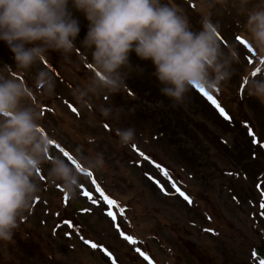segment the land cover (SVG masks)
<instances>
[{"label":"rangeland","instance_id":"1","mask_svg":"<svg viewBox=\"0 0 264 264\" xmlns=\"http://www.w3.org/2000/svg\"><path fill=\"white\" fill-rule=\"evenodd\" d=\"M162 3L181 10L194 30L210 17L220 25L222 42L237 48L236 74L210 94L230 119L199 90L190 93L186 104L172 106L159 91L151 62L139 61L134 53L132 62L143 72L134 73L127 89L107 102L125 109L120 120L79 111L71 89L91 73L90 51L80 42L88 22L79 12L74 15L81 32L68 59L49 52L45 62L21 71L0 42V65L12 66L43 113L41 123L54 139L51 154L79 147L105 158L104 167L86 173L67 203L60 183L48 181L45 165L40 191L13 239L0 241V264H112L113 259L116 264H261L252 249L264 237V104L249 97L245 87L242 92L241 82L253 68L264 67V60L257 65L244 30L247 12L264 7V0H247L243 11L240 0ZM38 71L53 76L51 94L36 86ZM128 127L136 130V139L121 145L115 130Z\"/></svg>","mask_w":264,"mask_h":264},{"label":"clouds","instance_id":"2","mask_svg":"<svg viewBox=\"0 0 264 264\" xmlns=\"http://www.w3.org/2000/svg\"><path fill=\"white\" fill-rule=\"evenodd\" d=\"M246 4L240 0L241 11ZM74 11L88 22L80 42L90 51L91 73L71 89V96L77 109L92 117L98 112L105 121L120 120L125 109L107 102L127 89L134 73L143 72L133 64V53L139 61L151 62L159 91L172 106L186 104L194 90L213 94L236 74L240 56L234 45L222 42L219 23L205 16L194 30L181 10L162 0H0V42L18 70L45 62L49 52L69 58L81 32ZM244 30L259 65L264 60V7L247 12ZM11 67L0 65V241L5 242L13 239L36 199L45 165L48 181L59 182L70 199L76 197L86 173L105 165L102 153L85 154L79 147L51 154L54 139L41 123L43 113L31 101L32 90ZM254 70L246 77L245 90L264 104V67L256 76ZM35 83L48 94L56 87L47 71H38ZM115 135L121 145H130L136 130L116 128Z\"/></svg>","mask_w":264,"mask_h":264},{"label":"snow or ice","instance_id":"3","mask_svg":"<svg viewBox=\"0 0 264 264\" xmlns=\"http://www.w3.org/2000/svg\"><path fill=\"white\" fill-rule=\"evenodd\" d=\"M237 39L240 40L239 37H238ZM250 50H251V49H250ZM261 63H264V61H261ZM259 72H260V69H256V70L252 73V75H253V76H256ZM246 83H247V80H246V79L243 80V81L241 82V91H242V92H243V90H244V87H245ZM199 92H200L204 97H206L207 100L210 101L211 104H212L213 106H215V107L217 108V110L219 111V113H220V114H221L226 120L230 119L229 114H228V113L226 112V110H225V109H224V108L218 103V101H217L216 98H214V97H213L212 95H210L209 93L203 91L202 89H200ZM73 110L75 111V109H73ZM106 127H107V126H106ZM249 134H250V135H253V133L251 132V129L249 130ZM253 142H254V143L256 142L255 138H254V141H253ZM261 147H264V144H261ZM133 148H134V150H135V146H133ZM61 151H64V150L61 148ZM65 154L67 155L66 152H65ZM141 155L143 156L144 154L141 153ZM144 158H145V159H149V158L146 157V156H144ZM93 183H95V181H93ZM96 190L100 192V195L103 196L104 200L107 202L108 205H112V204L114 203V202H113L112 200H110L106 195H104V193H103L102 191H100L99 186H97V189H96ZM177 191H179V190H177ZM179 194H180L182 197H184V199L188 200L189 203H191L190 198H189L185 193L180 192ZM83 195L86 196V197H88L89 199H91V196L89 195V192L85 191V192H83ZM261 195H262V197H264V192H262ZM64 199H65V202L67 203V200H68L67 195H65ZM260 207H261V209H264V199H262V200L260 201ZM107 215H109L110 217H112V216H113V213H112V212H108ZM206 231H207V229H206ZM124 239L127 240V239H129V237L124 236ZM131 242H132V243H135V241H131ZM92 247H93V248H96L97 245H96V244H92ZM112 264H116V262H115L114 259H113ZM261 264H264V257H261Z\"/></svg>","mask_w":264,"mask_h":264},{"label":"water","instance_id":"4","mask_svg":"<svg viewBox=\"0 0 264 264\" xmlns=\"http://www.w3.org/2000/svg\"><path fill=\"white\" fill-rule=\"evenodd\" d=\"M252 254L261 262V257H264V238H261L259 245L253 248Z\"/></svg>","mask_w":264,"mask_h":264}]
</instances>
